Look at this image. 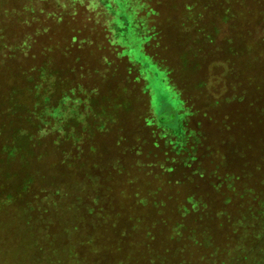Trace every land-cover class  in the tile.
Wrapping results in <instances>:
<instances>
[{
    "label": "rangeland",
    "instance_id": "374dc122",
    "mask_svg": "<svg viewBox=\"0 0 264 264\" xmlns=\"http://www.w3.org/2000/svg\"><path fill=\"white\" fill-rule=\"evenodd\" d=\"M56 1L0 0V264H257L264 0Z\"/></svg>",
    "mask_w": 264,
    "mask_h": 264
},
{
    "label": "trees",
    "instance_id": "16d2710c",
    "mask_svg": "<svg viewBox=\"0 0 264 264\" xmlns=\"http://www.w3.org/2000/svg\"><path fill=\"white\" fill-rule=\"evenodd\" d=\"M22 1L25 4V0H22ZM47 1H49L51 3L54 2V0H38V4L43 3L42 5L44 6ZM81 1L82 0H75V3L72 4V6L79 12H80V9H82L83 14H86L87 11H86L85 6H84L85 4H82L83 2H81ZM89 1H96V3H98V1L102 2V0H89ZM103 1H105V0H103ZM66 2H67V0H57L56 4L51 7V11H49L50 7H48V8H43L41 12L47 11L49 14L48 15L49 17L54 16V17H59V19H60L61 14H62L61 9L65 6ZM34 5L35 4H33L32 6H34ZM19 10H20V8H19ZM21 11H22V9H21ZM22 12L26 13L27 11H22ZM149 12H150V10H146V11H144V13H138V19L143 22L146 19L147 14H149ZM36 13H37V11L35 9H33L32 14H36ZM150 15H148V18ZM107 21H108V26L106 27V28H108L107 29V36H109V34L111 36V29H110L111 18H109V19L107 18ZM155 26H156L155 24L153 26L149 25L148 26L149 32L151 31L152 28L155 29L156 28ZM155 33H156V31L153 34H151V32H150L149 37L150 38L153 37L155 35ZM109 41L111 42V37H110ZM114 47H115V52H116L117 56H120V59L123 61V64L126 65V67L129 70V74L132 76V78H131L130 75H128L129 84L131 86H133L134 89L137 90L138 93L145 99L146 104H147V108H149L148 113H150V111H151L150 110L151 96H150V93L148 90L147 83L141 77L139 67L136 64H134L126 55H124V48L123 47H121L118 44H115ZM146 50H147L149 55L154 57L149 52V50H151L150 46L146 45ZM153 119H154L153 115L147 116V120L152 121ZM152 125L154 126V122ZM220 183L221 184L224 183V184H228V185L230 184V182L227 179L222 180ZM254 202L255 203H254L253 208H251L250 206H248V209L244 208V210L241 214V217L244 220L243 224H245V223L246 224L242 225V226H246V229H249L250 227L253 229L255 228L258 231H260L262 233V235H264V199L258 200V198H256V200H254ZM236 236H238V235H236ZM254 237L257 238V241H259V242H261V240L262 241L264 240L263 239L264 236L262 237L259 232L257 234H254ZM262 257H264V249L261 248L258 250L257 256L254 257L253 262L260 264V260L262 259ZM263 260H264V258H263Z\"/></svg>",
    "mask_w": 264,
    "mask_h": 264
},
{
    "label": "crops",
    "instance_id": "0c3cea01",
    "mask_svg": "<svg viewBox=\"0 0 264 264\" xmlns=\"http://www.w3.org/2000/svg\"><path fill=\"white\" fill-rule=\"evenodd\" d=\"M147 19H148V17H147ZM151 56V55H150ZM152 58H154V57H152ZM154 60H156V62L160 65V63L158 62V60L157 59H154ZM135 64V63H134ZM168 65V64H167ZM166 68L168 67V66H165ZM170 72H168V74H169ZM174 77L173 76H169V80H170V82H171V84L176 88V85H177V83H176V81L173 79ZM177 89V88H176ZM178 90V89H177ZM179 91V93L181 94V96H182V99H183V102H184V110H185V113H186V117H187V109L188 108H186V106H185V103H186V98L183 96V94L181 93V91L180 90H178ZM150 93V92H149ZM191 113V112H190ZM191 114H193V112L191 113ZM248 209V208H247ZM241 214H242V211H240L238 214H237V216L239 217V219H237V220H235V223H234V226L235 227H237V226H239L238 227V229L239 228H242V225H243V219H242V217H241ZM236 230V232L235 231H232V234H231V238H233L236 234H237V232L239 231V230ZM229 242H231V241H229Z\"/></svg>",
    "mask_w": 264,
    "mask_h": 264
}]
</instances>
